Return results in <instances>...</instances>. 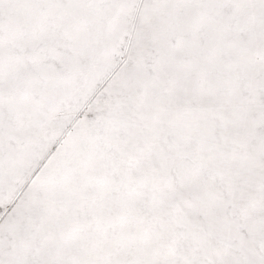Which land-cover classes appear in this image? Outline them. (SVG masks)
<instances>
[{"label": "snow or ice", "instance_id": "6c2138e0", "mask_svg": "<svg viewBox=\"0 0 264 264\" xmlns=\"http://www.w3.org/2000/svg\"><path fill=\"white\" fill-rule=\"evenodd\" d=\"M0 264H264V0H0Z\"/></svg>", "mask_w": 264, "mask_h": 264}]
</instances>
